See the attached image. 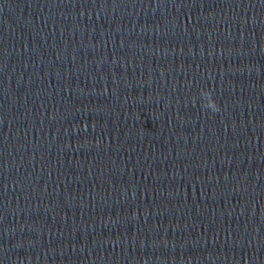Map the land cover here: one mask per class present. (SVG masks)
I'll return each mask as SVG.
<instances>
[{"label":"clouds","instance_id":"clouds-1","mask_svg":"<svg viewBox=\"0 0 264 264\" xmlns=\"http://www.w3.org/2000/svg\"><path fill=\"white\" fill-rule=\"evenodd\" d=\"M207 91V93L209 94V95H211L212 94V91L211 90H206ZM212 112H218L219 111V106H218V104L215 102V104H214V107L212 108V110H211Z\"/></svg>","mask_w":264,"mask_h":264}]
</instances>
